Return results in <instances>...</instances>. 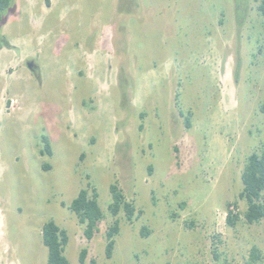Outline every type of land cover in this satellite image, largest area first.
I'll list each match as a JSON object with an SVG mask.
<instances>
[{
	"label": "rangeland",
	"instance_id": "rangeland-1",
	"mask_svg": "<svg viewBox=\"0 0 264 264\" xmlns=\"http://www.w3.org/2000/svg\"><path fill=\"white\" fill-rule=\"evenodd\" d=\"M262 1L14 0L0 25V264H47L50 220L70 264L83 249L84 264H248L253 248L264 264V221L248 224L239 197L264 153ZM89 182L104 214L91 241L68 208ZM111 184L141 211L132 224L110 214Z\"/></svg>",
	"mask_w": 264,
	"mask_h": 264
},
{
	"label": "trees",
	"instance_id": "trees-1",
	"mask_svg": "<svg viewBox=\"0 0 264 264\" xmlns=\"http://www.w3.org/2000/svg\"><path fill=\"white\" fill-rule=\"evenodd\" d=\"M257 1V0H255ZM14 0H0V25L4 21L5 12L13 6ZM46 4L49 5L48 0ZM259 10L264 15V0L259 6ZM239 21L244 18L238 13ZM240 24V22H239ZM5 47L10 48V44L6 41ZM182 115V113H181ZM141 119L144 115L140 114ZM186 126L190 127L189 119L186 118ZM140 128H143L141 126ZM43 152L48 156H52L53 151L49 139L42 137ZM45 171L50 170V166L43 167ZM243 190L239 197L247 203V211L244 214L248 224L253 225L264 221V153H254L250 155L246 161L244 170L241 175ZM111 203L108 207L110 214L117 217L121 212L125 214L126 220L133 223L137 219L141 211H137L134 204L126 199L117 184L110 185ZM99 194L93 183H88L86 188H83L78 193L77 197L69 205V209L77 216L79 222L85 225L84 236L88 241H91L96 233L99 232V224L104 219L103 211L98 202ZM65 206V203H62ZM227 224L231 227L236 225L239 216L229 212L227 214ZM120 232L119 222L115 221L106 232V248L105 255L107 259H111L115 249V237ZM142 235H149L147 229L143 228ZM43 244L47 248L48 258L47 264H70L65 256V249L69 242L68 233L61 228L54 220H50L44 224L42 228ZM88 252L83 249L80 253L79 262L84 264ZM261 252L257 248H253L250 254V262L248 264H261ZM90 264H95L91 260Z\"/></svg>",
	"mask_w": 264,
	"mask_h": 264
}]
</instances>
